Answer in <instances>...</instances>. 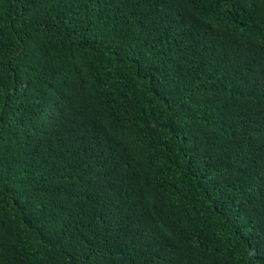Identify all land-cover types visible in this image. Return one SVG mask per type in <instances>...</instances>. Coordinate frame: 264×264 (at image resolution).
I'll list each match as a JSON object with an SVG mask.
<instances>
[{
	"label": "trees",
	"instance_id": "1",
	"mask_svg": "<svg viewBox=\"0 0 264 264\" xmlns=\"http://www.w3.org/2000/svg\"><path fill=\"white\" fill-rule=\"evenodd\" d=\"M0 264H264V0H0Z\"/></svg>",
	"mask_w": 264,
	"mask_h": 264
}]
</instances>
